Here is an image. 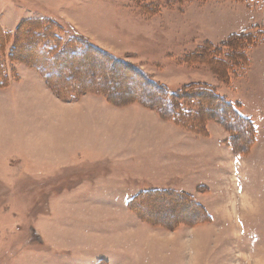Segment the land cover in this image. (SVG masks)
<instances>
[{
  "label": "rangeland",
  "instance_id": "rangeland-1",
  "mask_svg": "<svg viewBox=\"0 0 264 264\" xmlns=\"http://www.w3.org/2000/svg\"><path fill=\"white\" fill-rule=\"evenodd\" d=\"M32 18L173 91L200 84L240 102L252 148L237 156L215 120L191 130L133 100L58 97L12 59ZM0 30L11 74L0 87V264H264V0H0ZM104 59L85 62L88 85ZM60 65L53 74L75 69ZM130 75L108 73V87L138 92ZM153 190L184 191L212 215L193 223L194 208L161 203L147 222L129 201Z\"/></svg>",
  "mask_w": 264,
  "mask_h": 264
},
{
  "label": "trees",
  "instance_id": "trees-1",
  "mask_svg": "<svg viewBox=\"0 0 264 264\" xmlns=\"http://www.w3.org/2000/svg\"><path fill=\"white\" fill-rule=\"evenodd\" d=\"M53 23L55 21L50 18H41L22 24L16 34L17 43L13 47L12 59L23 62L34 69L58 97H62L68 102L75 101L80 92L88 89L90 92L104 94L109 102L116 103L115 105H125L122 104L126 103L125 100H133L156 110L163 119L170 120L179 126L188 122L191 130L199 128L204 123V119L215 120L229 132V146L237 156L246 154L252 148L255 142L256 128L251 119L242 112L240 102L230 101L225 96L218 94L212 87L200 84L188 86L185 90L173 91L166 85L152 81L142 70L134 71L133 66L125 61L105 56L103 51H100L94 43L85 37L78 36L70 40L66 36L61 37L59 33L53 32ZM54 26L56 27V25ZM242 36L237 39L239 42H241ZM244 36H247L244 39L247 41L251 34ZM4 40L5 33L0 30V44ZM211 52L208 51L207 55H210ZM236 53L242 55L238 50ZM25 54H28V58L24 57ZM95 57L106 58L108 66L102 68L99 73L96 72L97 76L99 75L97 81L88 85L87 79L92 74L83 66L86 61L89 64L93 63ZM60 60L65 63L70 62L75 69H68V73L64 76L58 72L53 74L52 70L61 66ZM116 69L122 70L125 80L132 79L130 73L134 74L141 87L137 90L138 92L124 96L115 94L108 87L107 74ZM10 77L11 74L0 63V87L9 85ZM67 81H72L75 85L70 87ZM146 88L149 90L147 94L145 93ZM64 95H67V98L63 97ZM161 203L167 205L170 210L174 208L176 212L183 211L187 207H190L191 210L194 208L198 215L194 211V215L190 219L193 223L208 222V218L211 217L209 212L190 195L170 190L144 192L132 200L130 207L134 210L138 208L136 210L140 217L151 222L147 212L151 208H158Z\"/></svg>",
  "mask_w": 264,
  "mask_h": 264
},
{
  "label": "crops",
  "instance_id": "crops-1",
  "mask_svg": "<svg viewBox=\"0 0 264 264\" xmlns=\"http://www.w3.org/2000/svg\"><path fill=\"white\" fill-rule=\"evenodd\" d=\"M33 19V18H32ZM39 75V74H38ZM37 74H36V76H38ZM43 80V79H42ZM41 87L45 90V92H47L48 94H50V91L45 87V85H44V83H43V81H42V84H41ZM51 95V94H50ZM172 191H176V192H179V190H172ZM181 192H184V191H181ZM135 198V197H134ZM134 198L133 199H131L130 201H129V203H131L132 202V200H134ZM196 199V198H195ZM199 202V201H198ZM129 203H128V210H129ZM200 204V203H199ZM210 213V212H209ZM210 215H212L211 213H210Z\"/></svg>",
  "mask_w": 264,
  "mask_h": 264
}]
</instances>
